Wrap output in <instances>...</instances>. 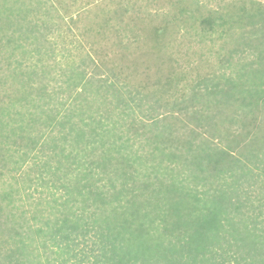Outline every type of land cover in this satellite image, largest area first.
I'll list each match as a JSON object with an SVG mask.
<instances>
[{"label": "trees", "instance_id": "obj_1", "mask_svg": "<svg viewBox=\"0 0 264 264\" xmlns=\"http://www.w3.org/2000/svg\"><path fill=\"white\" fill-rule=\"evenodd\" d=\"M247 17L262 42L264 12L250 16L246 10L227 19L244 23ZM219 19L215 24L202 18L200 24L213 30L227 23ZM9 44L10 62L0 70L18 76L22 85L1 95L9 106L0 108V168L9 164L20 177L27 158L46 146L65 159L49 173L42 171L45 166L41 173L38 169V181L57 195L44 197L29 215L9 208L15 191L7 183L5 205L0 204V264H264V132L252 130L255 120L246 112L264 101V88L256 90L247 80L255 74L264 78L263 65L227 77L226 88L206 86L207 96H215L214 107L203 110L209 112L206 122L194 125L209 138L175 124L162 115L165 105H155L146 118L132 119L119 141L105 126H91L112 108L114 96L104 78L74 74L68 106L50 118L53 61L34 55L42 49L36 39L12 36ZM256 50L263 62L264 46ZM193 104L175 103L174 114L192 122ZM234 105L242 113L225 119ZM219 119L227 125L224 133L215 126ZM38 124L36 136L22 134ZM16 139L30 145L21 158L9 161L5 148ZM246 148L248 153L231 154Z\"/></svg>", "mask_w": 264, "mask_h": 264}, {"label": "rangeland", "instance_id": "obj_2", "mask_svg": "<svg viewBox=\"0 0 264 264\" xmlns=\"http://www.w3.org/2000/svg\"><path fill=\"white\" fill-rule=\"evenodd\" d=\"M246 10L250 16L252 13L259 16L264 12V0H0V67L3 69L10 62V37L28 41L36 39L42 49L34 55H45L46 59L53 61L52 75L55 78L51 86L56 95L52 96L50 118L68 106V92L73 90V86L69 88L70 77L79 72L85 76L96 73L94 77L105 79L114 98L109 115L96 116L92 127L105 126L113 136L121 138L117 140L123 141L132 119L146 118L151 106L165 105L167 113L163 116L166 114L175 124L187 125V128L206 136L194 125L199 121L206 122L209 112L203 110L214 107L212 100L215 96L210 93L207 96L206 86L209 90L218 85L226 88L227 77H241L245 73L244 68L252 66L256 70L259 65L264 66L256 50L258 46H264V40L256 41L249 18L244 23L227 19ZM206 17L212 18L215 24L219 18H226L227 23L206 31L200 24V20ZM252 78L247 80L255 83L247 82L249 85H256V90L264 88L262 76L255 74ZM236 82L239 84L238 80ZM21 85L18 76L13 78L8 71L0 70V108L9 106V101L1 98L2 93L16 91L19 89L16 86ZM190 101L194 103L188 107L192 122L182 113L174 114L175 103L183 105ZM235 106L228 109L230 114L224 116L225 119L240 116L242 110ZM246 112L254 117L252 130L261 127V132H264V101L249 107ZM43 117L46 118L45 115ZM236 118L239 121L238 116ZM220 119L215 126L224 133L227 125L220 123ZM39 121L36 116L35 124ZM74 121L78 122L75 117ZM39 127V124L30 125L22 134L36 136ZM193 141L200 144L196 139ZM29 145L20 139L8 144L5 148L10 152L8 160L21 158L24 147ZM233 151L231 154L235 156L248 153L247 148L244 152H241L243 149ZM55 153L51 146H46L29 156L20 177L9 164L7 169L0 168L1 206L5 205L1 196L8 189L7 183H12L15 191L9 208L13 207L17 215H29L34 205L44 197L54 198L52 195H57L56 190L44 181H38L36 175L38 169L40 173H49L51 165L65 159L60 152V156ZM260 158L264 159V154Z\"/></svg>", "mask_w": 264, "mask_h": 264}]
</instances>
